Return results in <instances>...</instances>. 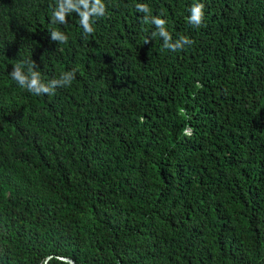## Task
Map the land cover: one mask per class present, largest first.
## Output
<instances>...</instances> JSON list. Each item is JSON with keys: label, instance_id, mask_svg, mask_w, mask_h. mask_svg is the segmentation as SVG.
Wrapping results in <instances>:
<instances>
[{"label": "trees", "instance_id": "1", "mask_svg": "<svg viewBox=\"0 0 264 264\" xmlns=\"http://www.w3.org/2000/svg\"><path fill=\"white\" fill-rule=\"evenodd\" d=\"M70 262L264 264V0H0V264Z\"/></svg>", "mask_w": 264, "mask_h": 264}, {"label": "clouds", "instance_id": "2", "mask_svg": "<svg viewBox=\"0 0 264 264\" xmlns=\"http://www.w3.org/2000/svg\"><path fill=\"white\" fill-rule=\"evenodd\" d=\"M97 3H100V0H97ZM137 7L140 9L142 6L137 5ZM203 8H204L203 4H196L192 7L191 16L189 18L190 23H192L196 26H199L202 23L203 15H204ZM95 11H96V9L94 8L93 12H95ZM56 16L60 20L63 21L64 17H63L62 12L56 13ZM155 22L157 25H163L165 23L164 20L159 19V18H156ZM84 30L86 32H89V33H91L93 31L92 27H90L86 22L84 23ZM161 35H164L166 37V41H167V39H169L166 31L162 30ZM55 36H56V34L54 33V37ZM59 38H61L62 40L66 39L63 37H59ZM184 39L188 44L192 43V41H190L187 37H184ZM173 50H176V49H173ZM29 73H30L29 76H25L24 74H22V72L20 70V66L16 65L14 67L12 75H13V79L16 80L21 87H27V89L30 92H33L34 94H37V95L42 94V93L52 92L56 88L58 83L61 86L70 85L72 79L74 78V73L69 72V73L63 74L59 81L52 80L48 85H45V84L41 83L39 73L32 72L31 67H29Z\"/></svg>", "mask_w": 264, "mask_h": 264}, {"label": "water", "instance_id": "3", "mask_svg": "<svg viewBox=\"0 0 264 264\" xmlns=\"http://www.w3.org/2000/svg\"><path fill=\"white\" fill-rule=\"evenodd\" d=\"M62 260L68 261V260H66V259H62ZM70 264H73V263H72V262H70Z\"/></svg>", "mask_w": 264, "mask_h": 264}]
</instances>
